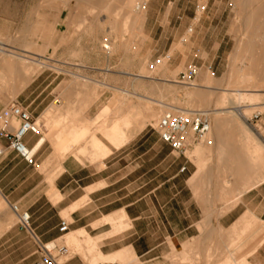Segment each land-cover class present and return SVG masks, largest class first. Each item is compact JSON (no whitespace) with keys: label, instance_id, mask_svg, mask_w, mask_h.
<instances>
[{"label":"crops","instance_id":"0c3cea01","mask_svg":"<svg viewBox=\"0 0 264 264\" xmlns=\"http://www.w3.org/2000/svg\"><path fill=\"white\" fill-rule=\"evenodd\" d=\"M72 1L84 0L68 3ZM181 6H185L183 10L196 9L191 3L181 5L178 1L144 3V43L149 63L163 60L159 73L166 82L196 68V88L203 92L200 104L209 112L223 110L215 108L221 104L217 94L231 65V108H227L231 109V131L222 130L227 114L216 112L207 137L229 139L219 151L231 154V169L240 170L236 175L249 171L241 178V184L248 186L240 200L251 203L258 197L260 210L254 217L264 218V52L258 54L254 40L237 47L233 20L231 29L227 23L225 30L220 19L211 17L213 8L208 7L198 18H190L181 14ZM36 80L13 101L29 113L37 127V133H27L23 138L24 145L34 150L33 164L12 151L7 139L0 138V249L30 251L15 261L10 252L5 256L10 258L7 264H35L45 256L44 247L48 245L49 254L58 264H178L172 259V251L182 249V236L194 223L187 221L188 203L193 199L180 192L165 196L162 204H157L155 189L142 196L134 195L140 166L133 147L113 149L106 156L99 152L83 157L75 149L66 151L70 143L64 138L63 123L71 122L67 129L73 135L90 126L98 117L91 113L92 107L101 106L102 96L83 110L79 104L82 97L57 99ZM25 83L24 76L13 89ZM135 114L128 113L124 121L102 113L106 119L99 128L110 141H121L127 131L124 123H133ZM154 114L153 109L150 120ZM100 142L107 148V142ZM100 142L91 138L88 147L98 151ZM86 151L88 148L82 149ZM183 161L192 164L186 157ZM152 180L147 179L146 184ZM256 180L258 185L252 187ZM12 206L17 207L16 212ZM21 213H28L30 230L20 226ZM12 214L16 224L11 221ZM252 218L246 214L242 220ZM61 220L69 224L65 234L58 231ZM167 238L174 241L168 242Z\"/></svg>","mask_w":264,"mask_h":264},{"label":"rangeland","instance_id":"374dc122","mask_svg":"<svg viewBox=\"0 0 264 264\" xmlns=\"http://www.w3.org/2000/svg\"><path fill=\"white\" fill-rule=\"evenodd\" d=\"M68 1L0 0V111L36 79L57 99L82 97L79 104L83 110L102 96L101 106L92 107L91 113H97L98 117L90 126L73 135L67 129L71 122L63 123L64 138L70 143L66 151L75 149L83 157L99 152L106 156L113 149L133 147L140 166L136 172L140 177L139 186H133L134 195L142 196L155 189L157 204H162L165 196L180 192L193 199L188 203L190 216L187 221L194 223L182 236V249L172 251L174 262L264 264V218L254 217L260 210L259 198L251 203L240 200L248 186L241 184V178L249 171L236 175L240 170L231 169V154L219 151L221 144L229 139L206 137L203 143L186 151L185 157L192 164H183L184 157L172 153L156 132L159 118L168 111H203L210 122L216 112L227 114L228 121L222 130L231 131V109H227L231 108L228 106L231 65L220 82L222 90L217 94L221 104L215 108L223 110L209 112L207 106L200 104L203 92L196 88V81L190 85L177 83V78L166 82L159 73L163 60L149 63L143 30L146 0ZM157 1L191 3L195 10L180 7L181 14L190 18H198L208 7L213 8L211 17L220 19L225 30L227 23L231 29L233 20L237 47L254 40L258 54L264 52V0ZM91 21L97 24H85ZM255 31L260 33L253 34ZM24 76L25 85L13 89ZM153 109L155 114L150 120ZM134 111V122L124 123L127 131L121 141H110L99 128L106 119L102 113L125 121L126 115ZM69 113L70 110L65 112ZM91 138L107 142L108 149L100 142L101 149L92 151L88 147ZM85 148L88 151L83 153ZM183 166L186 170L181 172ZM147 179L154 180L146 184ZM258 182L253 181L257 184L252 187ZM126 188L125 192L131 189ZM246 214L253 218L242 220ZM11 217L16 224V216L12 214ZM166 241L174 240L167 238ZM10 252L13 261L30 253L27 249L1 248L0 264L9 262L10 258L5 256Z\"/></svg>","mask_w":264,"mask_h":264},{"label":"built area","instance_id":"2783aa9c","mask_svg":"<svg viewBox=\"0 0 264 264\" xmlns=\"http://www.w3.org/2000/svg\"><path fill=\"white\" fill-rule=\"evenodd\" d=\"M205 7L201 11H204ZM197 75L196 68H190L181 73L177 78V83L190 85ZM17 124H14V121ZM156 132L162 143L167 145L172 153L177 157H185L186 151L193 145L201 144L205 141L210 132V120L206 112L193 111L187 114L166 113L163 114L157 123ZM27 133H37V127L32 121L29 113L15 102H11L0 111V138L9 141L8 147L14 151L21 159L28 164H33L34 150L27 148L23 143V138ZM3 150L0 148V156ZM186 167H181L184 172ZM16 212L17 207L12 206ZM19 224L23 229L30 230L28 213L18 215ZM69 224L66 220H61L58 231L61 234L68 232ZM45 256L35 264H58L49 254L48 248L44 247Z\"/></svg>","mask_w":264,"mask_h":264},{"label":"bare ground","instance_id":"6f19581e","mask_svg":"<svg viewBox=\"0 0 264 264\" xmlns=\"http://www.w3.org/2000/svg\"><path fill=\"white\" fill-rule=\"evenodd\" d=\"M4 52V51H3ZM166 113H175V112H172V111H168V112H166ZM166 113H164V114H166ZM176 113H182V114H187V113H185V112H176ZM31 232V231H30ZM48 248H50L51 247V245H48L47 246ZM247 264V263H246ZM249 264V263H248Z\"/></svg>","mask_w":264,"mask_h":264}]
</instances>
